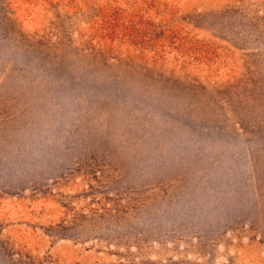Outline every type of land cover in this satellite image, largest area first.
<instances>
[{"label":"rangeland","instance_id":"1","mask_svg":"<svg viewBox=\"0 0 264 264\" xmlns=\"http://www.w3.org/2000/svg\"><path fill=\"white\" fill-rule=\"evenodd\" d=\"M0 264H264V0H0Z\"/></svg>","mask_w":264,"mask_h":264}]
</instances>
